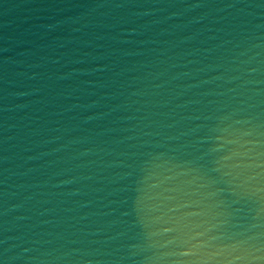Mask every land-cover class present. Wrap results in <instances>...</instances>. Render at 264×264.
Segmentation results:
<instances>
[{
  "label": "water",
  "instance_id": "obj_1",
  "mask_svg": "<svg viewBox=\"0 0 264 264\" xmlns=\"http://www.w3.org/2000/svg\"><path fill=\"white\" fill-rule=\"evenodd\" d=\"M0 264H264V0H0Z\"/></svg>",
  "mask_w": 264,
  "mask_h": 264
}]
</instances>
